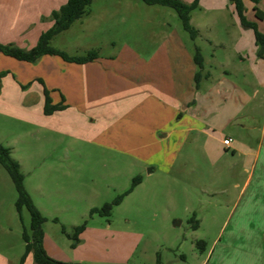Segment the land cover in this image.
I'll return each mask as SVG.
<instances>
[{
    "label": "rangeland",
    "instance_id": "obj_1",
    "mask_svg": "<svg viewBox=\"0 0 264 264\" xmlns=\"http://www.w3.org/2000/svg\"><path fill=\"white\" fill-rule=\"evenodd\" d=\"M55 3L42 0L34 7L31 1L0 0V28L12 23L17 28L50 29L54 11L49 14L48 10ZM259 4L264 9V1ZM252 16L264 34V20L258 19L256 13ZM191 17L194 28L204 23L200 26L204 35L208 34V21H217L210 23L214 24L211 28H216L227 43L232 28H238L231 18L216 20L218 15L210 12L194 10ZM171 32L185 43L191 55L197 46L209 60L212 54L225 62L232 56L231 49L210 46L202 37L193 42L173 9L150 6L142 0H93L88 14L55 37L52 46L73 57L86 56L90 51L102 57L125 56L126 52L129 56L135 52L149 57ZM211 62L213 73L221 74V68L214 60ZM38 70L46 83L54 81L50 68L41 66ZM80 83L77 76L63 104L64 112L47 116L41 107L15 114L49 129L20 124L0 115V140L5 147L9 141H16L12 156L22 165L25 188L37 208L49 218L43 230L70 250L71 241L63 230L73 235L76 227L87 222L81 247L70 253L89 261L197 264L194 256L205 258V252L224 227L236 194L233 190L226 195L221 191L231 188V178L213 176L216 172L211 164L193 148L184 146L178 137L161 140L156 133L152 138L153 129L139 127L137 114L130 109L114 110L102 120L84 113ZM34 84L40 89L46 87L38 79ZM53 100L54 105L62 103L59 97L54 96ZM5 101L6 97H0L2 110ZM191 154L197 155L196 161L188 159ZM130 156L139 158L141 163ZM137 177L142 178V183L114 208L110 218L90 216L93 208H102L126 193ZM17 200L15 186L0 165V255L20 263L25 254L23 233H31V217L25 208L22 214L18 212ZM194 220L199 224L196 230L192 227ZM199 242L205 243L204 251L197 247Z\"/></svg>",
    "mask_w": 264,
    "mask_h": 264
},
{
    "label": "crops",
    "instance_id": "obj_2",
    "mask_svg": "<svg viewBox=\"0 0 264 264\" xmlns=\"http://www.w3.org/2000/svg\"><path fill=\"white\" fill-rule=\"evenodd\" d=\"M19 1H31L36 7V2L42 0ZM52 1L56 3L49 8V14L59 10L68 0ZM185 3L190 5L193 1ZM245 5L250 22H253L251 17L255 7L264 12L260 4L253 7L246 2ZM196 10L218 15L216 20L231 18L238 27L232 28L227 43L217 34L216 28H211L214 24L210 23L217 21H208L207 35L200 28L204 23L197 25L198 38L202 37L210 46L232 50L227 62L219 60L216 54H212L211 60L203 56L204 73L208 78L201 81L198 89L195 85L198 68L194 55L171 32L161 41L158 51L149 57L135 52L129 56L126 52L125 56H99L93 62L77 65L65 63L57 57L46 56L31 64L0 55V97H6L5 110L0 108V115L20 124L49 129L15 114L44 108V89L32 85L37 79L52 92L53 103L56 96L63 97L65 104L69 89L74 87L78 76L84 113L96 115L102 120L114 110L130 109L137 114V123H141L139 127L153 129L152 138L156 133L161 140L178 137L184 146H190L199 157L211 164L213 172H216L213 176L231 178V188L221 191L224 195L231 190L236 194L224 218V227L205 252V258L194 254L197 264H264V58H259L254 32L241 24L231 0H199ZM48 29L17 28L10 23L0 28V44L29 51ZM258 30H262L259 25ZM213 60L221 68V74L213 73ZM41 66L51 69L50 77L54 81L46 83L45 76L37 72ZM30 73L34 75L30 76ZM28 82L30 85H25ZM11 97L14 100L9 99ZM228 138L233 140L229 148L224 145ZM0 144L3 145V141L0 140ZM15 144L16 141H9L6 147L13 152ZM130 157L141 163L139 158ZM188 159L196 161L197 155L191 154ZM173 164H170V169ZM46 219L48 223L49 218ZM86 232L87 229L83 234ZM44 233V249L49 257L58 262L123 264L119 261H89L71 254V250L81 247L83 234L76 248L68 250L45 228ZM31 255L24 264H35L34 259H30ZM0 264H19V260H7L0 255ZM156 264L161 262L156 261Z\"/></svg>",
    "mask_w": 264,
    "mask_h": 264
},
{
    "label": "trees",
    "instance_id": "obj_3",
    "mask_svg": "<svg viewBox=\"0 0 264 264\" xmlns=\"http://www.w3.org/2000/svg\"><path fill=\"white\" fill-rule=\"evenodd\" d=\"M145 4L150 6H162L168 7L176 11L178 14L183 29L190 35L191 40L194 42L199 37V32L191 24V13L198 9L199 0H194L192 4H187L184 0H142ZM236 8L237 15L241 24L253 30L255 35V40L259 46L258 56L259 58H264V34L260 33L258 30V24L250 22L247 19V8L245 3L250 2L257 6L261 0H231ZM93 0H68L67 3L62 6L59 10L52 13V27L43 33L39 38L37 45L29 50H23L12 45H1L0 44V55L10 57L20 62L36 64L41 58L57 57L65 63L83 65L93 62L99 58V54L96 51H90L86 56L73 57L69 56L67 53L60 51L52 46V41L58 35L68 31L72 25L81 20L88 14V9L92 5ZM256 17L260 20H264V13L260 11L257 7L254 8ZM194 62L198 68L195 75V85L198 89L200 83L203 79L208 78V75L204 73V57L201 53L199 47H195ZM2 75H0V78ZM51 91L44 87V113L47 116H51L57 112H61L66 109L63 102L54 105L51 98ZM62 101L64 98L62 97ZM0 165L8 173L10 179L12 180L15 189L18 194V200L16 202V208L20 214H22L25 208L31 217L30 232L26 230L23 233V240L25 242V254L20 260L19 264H24L26 258L29 254L33 255L35 264H81V263H62L58 262L51 257H49L44 249V238L45 233L43 230L44 224L47 219L41 214L39 209L33 202L32 197L25 188L24 180L25 177L21 171V166L18 161L12 157L11 149L0 144ZM142 183V178L137 177L133 180L131 188L124 194L119 195L112 203L105 204L102 208H94L90 211V216L93 217L98 215L100 217L110 218L115 207L121 205L124 198L130 195L134 189ZM54 222L58 223L55 219ZM192 226L195 230L199 228V224L195 221ZM87 229V222L83 225L78 226L74 229L73 235L65 233L68 239L71 241V248L75 249L79 244L80 236ZM199 250H205V243H197Z\"/></svg>",
    "mask_w": 264,
    "mask_h": 264
},
{
    "label": "built area",
    "instance_id": "obj_4",
    "mask_svg": "<svg viewBox=\"0 0 264 264\" xmlns=\"http://www.w3.org/2000/svg\"><path fill=\"white\" fill-rule=\"evenodd\" d=\"M232 142H233V140L228 138L224 141V145L229 148L231 146Z\"/></svg>",
    "mask_w": 264,
    "mask_h": 264
},
{
    "label": "water",
    "instance_id": "obj_5",
    "mask_svg": "<svg viewBox=\"0 0 264 264\" xmlns=\"http://www.w3.org/2000/svg\"><path fill=\"white\" fill-rule=\"evenodd\" d=\"M152 170H150L149 172H151Z\"/></svg>",
    "mask_w": 264,
    "mask_h": 264
}]
</instances>
